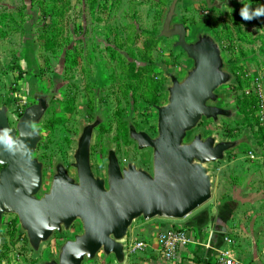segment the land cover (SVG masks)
<instances>
[{"label": "rangeland", "instance_id": "374dc122", "mask_svg": "<svg viewBox=\"0 0 264 264\" xmlns=\"http://www.w3.org/2000/svg\"><path fill=\"white\" fill-rule=\"evenodd\" d=\"M171 2L0 0V107H9V121L15 127L24 110L36 103V91L51 97L38 124L42 140L34 153L44 163L39 196L49 191L59 161L77 176L73 163L78 139L97 115L103 121L91 145L96 175L107 178L110 148L116 150L122 167L131 162L153 170V150L139 149L129 127L155 137L157 106L169 97L167 72L183 80L193 66L184 50L174 47L177 38L160 37ZM257 3L264 0H252L253 7ZM241 7L240 0H188L178 5L176 18L186 25L188 41L200 32L213 35L233 73V80L217 90L219 105L232 109L233 117H221L218 123L204 118L187 139L202 133L217 140H243L223 161L208 164L213 179L215 173L221 174L225 185L238 184L240 178L234 175L247 165L264 168V16L243 21ZM233 158L238 159L235 166H227ZM247 215L251 218L247 222H257L252 217L264 215L260 203ZM246 228L253 231L250 224ZM82 230L77 221L34 252L18 216L6 214L0 226V264L58 259L61 245ZM231 239L233 245L238 242Z\"/></svg>", "mask_w": 264, "mask_h": 264}, {"label": "water", "instance_id": "95a60500", "mask_svg": "<svg viewBox=\"0 0 264 264\" xmlns=\"http://www.w3.org/2000/svg\"><path fill=\"white\" fill-rule=\"evenodd\" d=\"M188 0H172L160 37L177 38L174 47L184 50L193 61L183 80L168 73L171 85L168 102L157 106V135L152 137L134 125L130 138L143 150H153V170L135 163L122 167L114 148L108 151L107 178L96 175L91 160L95 129L103 119L96 116L86 124L78 139L73 166L77 176L70 175L61 161L49 191L39 193L44 183V163L34 157L42 135H32L26 122L41 123L51 97L35 93L36 103L28 106L15 127L10 124L9 107H0V128H10L23 141L15 154L0 149V226L6 214L18 216L34 252H39L57 232L72 229L79 221L82 232L67 239L60 247L58 259L42 264H84L99 254L114 255L118 264L126 260L125 239L138 219H182L207 203L213 195V177L208 164L223 161L226 153L243 143L242 139L217 140L213 135L189 134L202 119L215 123L221 117L231 118L234 111L219 105L217 90L233 80L222 56L218 40L200 32L188 41V29L176 20L177 8ZM200 1V0H189ZM23 133V135H21ZM47 225V226H45Z\"/></svg>", "mask_w": 264, "mask_h": 264}, {"label": "crops", "instance_id": "0c3cea01", "mask_svg": "<svg viewBox=\"0 0 264 264\" xmlns=\"http://www.w3.org/2000/svg\"><path fill=\"white\" fill-rule=\"evenodd\" d=\"M237 160L233 158L227 166H235ZM254 168L247 165L235 173L234 176L240 178L238 184H222V175L215 173L212 199L182 219L136 220L124 241L126 260L123 264H218L220 253L226 249H231L248 264H264V215L252 217L258 219L257 222H247L251 219L247 211L256 202L264 211V168ZM249 224L253 228L251 232L246 228ZM172 227L186 229L189 241L178 251L176 259L165 260L158 238L160 233ZM228 236L238 242L233 245L225 241ZM140 240L146 241L147 247L132 251L131 245ZM90 262L118 264L114 255L106 257L102 253Z\"/></svg>", "mask_w": 264, "mask_h": 264}, {"label": "built area", "instance_id": "2783aa9c", "mask_svg": "<svg viewBox=\"0 0 264 264\" xmlns=\"http://www.w3.org/2000/svg\"><path fill=\"white\" fill-rule=\"evenodd\" d=\"M189 241L188 231L182 227H172L160 233L158 238L159 249L165 260L177 258L178 251ZM225 241L232 243L231 237H226ZM147 247V242L140 240L131 245V250H142ZM218 264H248L241 257L235 255L231 249L222 251L218 258Z\"/></svg>", "mask_w": 264, "mask_h": 264}, {"label": "clouds", "instance_id": "9594fccd", "mask_svg": "<svg viewBox=\"0 0 264 264\" xmlns=\"http://www.w3.org/2000/svg\"><path fill=\"white\" fill-rule=\"evenodd\" d=\"M220 0H216L219 3ZM242 7L239 9V16L243 21H251L264 16V4L257 3V6H252V0H240ZM231 11V9H227ZM26 126L29 128L32 135H38V125L35 122L28 121ZM23 135V133H21ZM23 144V141L13 133V130L7 127L0 128V149L8 152L9 154H15L19 147ZM3 164V161H0ZM47 226V225H45Z\"/></svg>", "mask_w": 264, "mask_h": 264}, {"label": "flooded vegetation", "instance_id": "af4514ba", "mask_svg": "<svg viewBox=\"0 0 264 264\" xmlns=\"http://www.w3.org/2000/svg\"><path fill=\"white\" fill-rule=\"evenodd\" d=\"M35 93H39V92H38V91H36ZM35 93H34V94H35Z\"/></svg>", "mask_w": 264, "mask_h": 264}]
</instances>
